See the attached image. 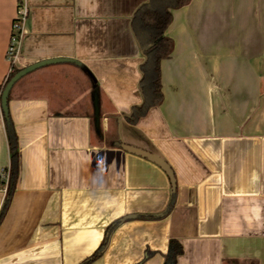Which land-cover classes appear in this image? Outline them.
Returning <instances> with one entry per match:
<instances>
[{"label": "crops", "instance_id": "0c3cea01", "mask_svg": "<svg viewBox=\"0 0 264 264\" xmlns=\"http://www.w3.org/2000/svg\"><path fill=\"white\" fill-rule=\"evenodd\" d=\"M148 1L0 0V90L21 5L13 67L76 62L38 68L10 90L17 176L0 218V264H86L98 251L87 264H164L170 240L182 248L175 264H264V0L170 9L162 101L132 125L145 61L133 22ZM121 143L160 157L175 192ZM9 166L0 108V213Z\"/></svg>", "mask_w": 264, "mask_h": 264}, {"label": "trees", "instance_id": "16d2710c", "mask_svg": "<svg viewBox=\"0 0 264 264\" xmlns=\"http://www.w3.org/2000/svg\"><path fill=\"white\" fill-rule=\"evenodd\" d=\"M190 0H149L139 7L134 16L133 30L138 41L142 44L144 63L140 67L141 80L139 89L142 95V103L133 106L130 113L126 116L129 124H136L137 121L146 115L152 107L158 106L162 101L159 62L169 58L172 50V41L166 38L163 33L171 21L170 9H178L187 5ZM142 37V38H141ZM19 70L11 67V70L1 87L3 91L7 82ZM92 82L94 80L92 79ZM96 90V88L94 87ZM6 140L10 152L9 179L6 191V201L0 213V218L7 206L8 199L12 192L14 182L17 176V140L13 125L10 119H4ZM96 135L100 136V131L95 130ZM3 182L0 180V187ZM172 203L168 205L167 211L171 209ZM100 251L96 252L89 261L99 257ZM182 254L181 245L176 240H170L168 251L164 257V264H175L176 258Z\"/></svg>", "mask_w": 264, "mask_h": 264}, {"label": "water", "instance_id": "95a60500", "mask_svg": "<svg viewBox=\"0 0 264 264\" xmlns=\"http://www.w3.org/2000/svg\"><path fill=\"white\" fill-rule=\"evenodd\" d=\"M57 63H76L74 60L71 59H50V60H44L41 62L34 63L32 65H29L23 69H20L5 85L3 91L0 94V108L3 113L4 119H8V96L10 93V90L12 87L25 75L29 74L30 72L44 67L46 65H51V64H57ZM94 120H95V127H98V121H99V113H98V103H97V98L94 97ZM120 141V139H119ZM120 147L125 150L126 152L132 153L134 155L140 156L144 159H147L148 161L154 163L157 165L159 168H161L165 174L167 175L170 185H171V193L173 194L175 192L176 184H175V179L173 176V173L170 169V167L157 155L146 152L144 150H140L131 146H128L126 144L121 143Z\"/></svg>", "mask_w": 264, "mask_h": 264}, {"label": "built area", "instance_id": "2783aa9c", "mask_svg": "<svg viewBox=\"0 0 264 264\" xmlns=\"http://www.w3.org/2000/svg\"><path fill=\"white\" fill-rule=\"evenodd\" d=\"M27 14L28 11L26 5L19 6L12 22L10 40L6 51L7 60L10 62L12 67L18 62L19 59V47L23 36V24Z\"/></svg>", "mask_w": 264, "mask_h": 264}]
</instances>
